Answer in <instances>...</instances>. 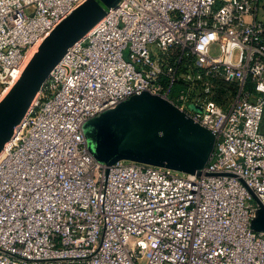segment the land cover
<instances>
[{
    "label": "built area",
    "instance_id": "obj_1",
    "mask_svg": "<svg viewBox=\"0 0 264 264\" xmlns=\"http://www.w3.org/2000/svg\"><path fill=\"white\" fill-rule=\"evenodd\" d=\"M84 1L0 0L2 92ZM259 3L121 0L69 46L0 154V264H264ZM143 91L215 134L200 173L91 153L85 121Z\"/></svg>",
    "mask_w": 264,
    "mask_h": 264
},
{
    "label": "water",
    "instance_id": "obj_2",
    "mask_svg": "<svg viewBox=\"0 0 264 264\" xmlns=\"http://www.w3.org/2000/svg\"><path fill=\"white\" fill-rule=\"evenodd\" d=\"M121 0H86L65 17L39 45L20 78L0 99V152L15 125L30 108L51 70L69 46L82 38ZM91 153L99 161L120 159L200 173L215 145V134L168 99L143 91L85 121ZM251 226L264 232V204Z\"/></svg>",
    "mask_w": 264,
    "mask_h": 264
},
{
    "label": "rangeland",
    "instance_id": "obj_3",
    "mask_svg": "<svg viewBox=\"0 0 264 264\" xmlns=\"http://www.w3.org/2000/svg\"><path fill=\"white\" fill-rule=\"evenodd\" d=\"M258 18L264 19V0H260L259 9H258ZM211 51L213 54H217V48H212ZM126 55H127V53H126ZM4 93H5V89L3 92H2V90H0V99L4 95Z\"/></svg>",
    "mask_w": 264,
    "mask_h": 264
},
{
    "label": "bare ground",
    "instance_id": "obj_4",
    "mask_svg": "<svg viewBox=\"0 0 264 264\" xmlns=\"http://www.w3.org/2000/svg\"><path fill=\"white\" fill-rule=\"evenodd\" d=\"M36 50H37V48H35L34 50H32V52L30 53L28 59L32 58V57H31V56H33L32 53L35 52ZM28 61H30V60H28ZM11 87H12V86H8V87L5 88V93H4V95L1 97V99H2V98L8 93V91L11 89ZM7 144H8V143H7ZM4 148H5V147H4ZM4 148H3V151H4ZM3 151H1L0 154H1Z\"/></svg>",
    "mask_w": 264,
    "mask_h": 264
},
{
    "label": "trees",
    "instance_id": "obj_5",
    "mask_svg": "<svg viewBox=\"0 0 264 264\" xmlns=\"http://www.w3.org/2000/svg\"><path fill=\"white\" fill-rule=\"evenodd\" d=\"M216 99H217V101H221V95L220 94H218L217 96H216Z\"/></svg>",
    "mask_w": 264,
    "mask_h": 264
}]
</instances>
